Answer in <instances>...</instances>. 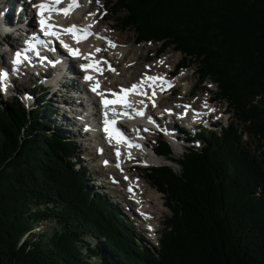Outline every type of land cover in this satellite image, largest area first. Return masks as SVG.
Instances as JSON below:
<instances>
[{
    "label": "trees",
    "instance_id": "16d2710c",
    "mask_svg": "<svg viewBox=\"0 0 264 264\" xmlns=\"http://www.w3.org/2000/svg\"><path fill=\"white\" fill-rule=\"evenodd\" d=\"M121 31L161 44L217 85L237 123L201 131L181 167L147 169L172 213L158 247H140L119 211L88 186L79 147L54 131L46 100L0 101V264H264V0H107ZM79 166V167H78ZM128 222V221H127ZM40 226L39 231L37 230Z\"/></svg>",
    "mask_w": 264,
    "mask_h": 264
},
{
    "label": "bare ground",
    "instance_id": "6f19581e",
    "mask_svg": "<svg viewBox=\"0 0 264 264\" xmlns=\"http://www.w3.org/2000/svg\"><path fill=\"white\" fill-rule=\"evenodd\" d=\"M15 1L17 2V4H15ZM38 1H40V0H19V2H18V0H0V35L2 38L6 39V44L8 46H10L12 42H11L10 38H7V37H9L10 34L8 33V30L3 28V26H5L7 28H11L14 25H16L17 22H24L26 20H31L32 16H31V14L28 13V11L31 10V5L36 4ZM76 1L79 2V7L76 8L73 12L68 13V15L61 16L58 19V21L60 23L66 22L67 27H69L71 25H78L80 27V31H85V29H86V31L89 33V37L86 39H83V40H79V42H77V40L73 39L72 34L68 33L66 40L71 43V47L78 49L79 54L75 55V56L70 55L69 51L67 49H65L67 52V55L66 54L65 55L67 58L70 59V61H69L70 63L71 62L81 63L84 58H86V60L81 63L82 65H88L89 63L97 62L98 60H100L102 62L104 56H99L98 54L99 53H106V51L112 52V49L114 50L116 48V45H117L115 42H113V40L115 38L111 37L112 33H109V28L108 27L105 28L102 25V23L104 21V17L100 13H97L96 11H94V9H93L94 6L91 4L92 0H91V2H90V0H76ZM20 6L23 7L24 12L22 11V12L18 13L17 7H20ZM36 11H37V9L35 10V12ZM25 12L28 13L27 16H25L26 15ZM32 12L34 13V11H32ZM90 13H94V15H90ZM33 15H35V13ZM99 27H100V29H99ZM110 28L113 29V27H110ZM17 34L21 35V32L17 33ZM22 36H24V35H22ZM16 37H17V35L13 36L14 39ZM109 41L115 46L114 47L110 46ZM96 49H100V51H96ZM4 53H6V55H7L8 54L7 50ZM100 58H102V59H100ZM51 59L54 60V57H52ZM1 61H3V60L0 58V63H1ZM75 66H76V63H75ZM75 66H73L74 67L73 69H76ZM116 66H117V64L115 63V60H113L112 58H109L106 65H105V63H102L101 68L99 69V72H98L99 75H96V77L92 80H84L83 86H85V88L89 89V90L91 87H96V85L98 83V87H96L95 95H93L89 91L87 93H84L85 91L83 92L82 88H80V87L76 93H73V86L70 83V76L72 74H75L76 71L72 70L71 68H70V70L65 71V73H64L65 76H63V75L61 76V74L59 72L56 75L54 72L62 71V69H61L62 67L59 66V68L57 70H52V69H49V68L47 69L44 66H42L43 70H44V68L47 69L46 72H48V71L53 72L54 71L53 72L54 77H51V76L48 77V73L47 74H37V73L33 74V73H31L28 76L30 78H33V80H36V78H40L41 81L44 80L47 83V85L45 86L46 87L45 88L46 93L48 92L47 90H49V89L56 90L53 93V96L51 98L55 104V106H54L55 112L57 113V116L59 119L58 121L61 125V127L57 128L56 130L63 133L64 135L71 137L72 139L77 140V142L79 143V145H77L79 147V149H80V147H84V146L86 148H91L92 146H94L92 148H97L98 137H96V136H93V137L91 136V138H89L84 143L85 145L82 146V142L84 141L83 135L87 134V132L84 129H82V127L88 125V122L86 121V119L90 122L91 125H95V121L91 117L85 116L84 114L86 112V106L89 105L88 102L90 101V102H93L94 105H97L98 97H95L98 95L97 93H102L104 89H106L108 86L112 85V84L106 83L104 80H105V77L110 74L108 68L115 70ZM105 72H107V74ZM185 75H186L185 73H181L179 76H175V78L178 79L179 81H181V79L183 77H185ZM147 76L153 77V75H147ZM160 76L165 77V80H166L165 83L159 84V83L153 82V84L147 83V85L144 86L143 84L146 82L145 81L146 80L145 79L146 74L143 75V77H141L142 80L144 81L143 83H141L140 80L137 81V83L140 84L141 90L136 91L133 94V98L135 99L134 100L135 105L141 106V107L145 106L146 104L156 105L158 99L161 98V94H164V92L168 90L169 86H171L175 83L174 81L172 82V80H171L170 84L168 85V74L167 75L162 74ZM154 78H155V76H154ZM76 81L81 84V82L78 81L77 79H75V82ZM85 99H88L89 101L87 102ZM26 100H29L28 96H26ZM77 101H78V105L79 106L81 105L80 108H79V106L78 107L76 106ZM142 109H138L135 106L133 108V110H139V111H141ZM185 109L188 112L189 109L188 108H185ZM211 109L214 110L215 108L212 107ZM63 111L67 112V116L64 115ZM58 112H60L62 115L58 114ZM148 114L151 115L152 113L149 111ZM68 115H70V116L68 117ZM77 116H79V119L77 118ZM139 116L140 115H137L136 111H135L134 114L132 115V117H134V123L132 124V126L135 127L136 129L142 131L147 142H149V140H148V134L149 133H148L146 128L141 126V121H138ZM159 120H162V119L159 118ZM171 121H172V124H170ZM174 122H175V118H173V117L166 121L165 126H166V132H168V133L163 132L164 136L168 140L170 138L173 140H179L180 138H186L187 136H184V133H182V132H184V130H182L184 127H182V128L179 127L180 129H178V128H176V124L174 125ZM181 122H183V121H181ZM172 128L176 130L175 134H171V132L169 131ZM135 134L136 133L129 135L130 141L133 144L138 145L139 142L136 141L137 139H135L133 137V135H135ZM79 141H81V143ZM189 143H191V142H189ZM191 145H192V143H191ZM105 146H106L105 148H102L104 151L103 154L105 155V159L107 156L111 159V156L109 155V152H108V143L107 142L105 143ZM85 150L86 149H83L84 153H85ZM95 150L97 152V149H95ZM80 152H81V150H80ZM96 152H95V154H96ZM120 152H122V150H120ZM81 155H82V153H81ZM125 155L126 156H124V157L127 158L128 155L127 154H125ZM88 158H89L88 160H90V156H88ZM148 162H151L152 164H160L161 162L167 163L170 161L165 160V159L162 160L161 157H159V155H157L156 158H151ZM84 166H86V165H84ZM122 170H123L122 177L123 176H129L133 182V185L132 184H129V185H130V187H132L136 191L135 194H131V195L129 194L130 200H133V202L136 204L137 203L141 204V207L138 209V211L140 213H142L143 215L141 216L138 213H136L137 215L136 214L135 215L137 216V218H141V220L143 222H145V224H147V220L149 219L148 226H149V223H151V226H149V227L157 228L155 222L158 219V217H160L162 215V211L159 207L158 202H161L162 205L163 204L165 205V203H166V200H164L163 194L161 192H159L158 190H155V188L152 185L146 186L145 184H143L145 182V180L143 179L144 177L142 175L137 176V181H135L136 176H131L130 175L131 172L128 170V168H122ZM113 175L115 177H119L117 172H113ZM97 176H100V177H97ZM97 176H95L93 173V176H91L90 179H92L93 181H96L98 183V185H96L98 190L103 189L105 186H107V184H109L106 180V177H103L99 174ZM140 177H142V178L140 179ZM140 181H141V183H140ZM109 182L111 183V181H109ZM112 182H114V181H112ZM116 202H117V204L121 205V208H124L128 211L127 216H131L133 214L128 210V206L125 202H124V206L122 205V202L120 199H116ZM132 216H134V214ZM152 222H153V224H152Z\"/></svg>",
    "mask_w": 264,
    "mask_h": 264
},
{
    "label": "rangeland",
    "instance_id": "374dc122",
    "mask_svg": "<svg viewBox=\"0 0 264 264\" xmlns=\"http://www.w3.org/2000/svg\"><path fill=\"white\" fill-rule=\"evenodd\" d=\"M106 1L107 0H98V2H97V0H94L93 2H91V0H90L91 4L94 6V8H93L94 11L103 15L104 21H103L102 25L105 28H107V27L109 28V33H112L111 37L115 38L113 40V42H115L117 44L116 48L114 50L112 49V52L106 51V53H108L110 56H113L112 59L115 60V63L117 64L115 70H112L111 68H110V70L108 69L111 76L108 75L110 78L106 77V79L104 80L106 83L112 84L111 87H114L117 85L126 86L131 81H135V80H138L140 77H143V75L147 72L151 73V74H153V73H160V74H166V75L170 74V76H171L170 80H172V82L174 81L175 83L170 86L171 87L170 89H168L167 91L164 92L162 100L160 101L161 107H164V108L181 107L182 101H193L197 104H201V101L203 98H208L209 96L212 97L213 99L215 98V93L217 91V85L214 82H212L211 80H207L204 83V86H202L198 81V77L196 76L194 65H192L191 68L182 69V70H179L177 72L176 76H179L181 73L186 74L185 77H183L181 79V81H179L178 79L175 78L173 73L176 72L175 71L176 65L179 62H181L182 57H183V55L180 52L175 51L173 48H169L164 53L159 54L158 50L160 49L161 44H155V43L137 44L135 42L134 31H131V30L125 31V32L121 31L120 30V23L114 19L112 13L110 14L106 11V8H105ZM109 26L113 27V29H111ZM99 29H100V27H99ZM11 30H13V29H11ZM10 39H13V35L10 37ZM4 52H5V49L0 47V57L2 59L3 58L5 59L8 57V54L6 55V53H4ZM100 59H102V58H100ZM159 61H163V63H159ZM114 71H115V73L112 74V72H114ZM26 79L28 82H24L21 85L16 84L15 89L10 92V95L15 99L16 94H18L17 98H20L22 100V102L24 103V106L26 108L28 107L29 109H31L30 105L28 104L29 102L24 100V97L22 95L24 93L30 95V97H33L31 99H33V102H34L37 99V94L41 93L42 90L39 86L40 84H37V82H34L33 78L27 77ZM80 85H82V84H80ZM31 86H38L37 89L34 91L36 95L27 91L28 90L27 88L28 87L31 88ZM47 91L51 95V96L48 95V97H47V99L49 100L52 98L53 93L56 90L49 89ZM31 99L29 98V101ZM2 100L7 101V102L12 101V99L6 100L5 97H3ZM50 101H51V104H53L55 106L53 100L51 99ZM36 102H37V100H36ZM38 105L41 106V104H38ZM214 105L219 110V112L224 113V115H222V116L218 115L217 119H219L220 123L219 122L215 123V126L213 127V129L219 131V129H220V127L218 126L219 124H221L223 122V124L227 126L233 120V123H235V125L239 127V130L242 133H244V142L248 143L250 145V147H252V149H255V148L257 149V141L255 140V138L252 135L247 134L245 132L244 127L241 124L239 125L237 123V121L234 119L232 112H229V110L224 111L227 107V104L224 101L217 99L214 101ZM151 109H152L151 113H153V114L158 112L157 110H154L153 108H151ZM63 112H64V115L67 116V112H65V111H63ZM58 114H61V113L58 112ZM176 114H177V116H176L177 119L182 118L181 115L183 113L181 114V113L176 112ZM69 116L70 115H68V117ZM173 118H175V117H173ZM56 119L55 120L57 123H55L56 125L53 127V129H54V131L59 132L56 130V128L61 127V125L58 121L59 119H58L57 114H56ZM177 119L175 118V122H174V125L176 124V128L180 129L179 127H181V128L186 127V128H188V130H191V131H188L185 128H183L182 130H184V132H182V133H184V136H186L185 133L193 134L192 133L193 128L191 127V121H188V123L185 124L181 121H178ZM210 121L213 122L215 120L211 119ZM170 124H172V121ZM57 125H59V126H57ZM151 135H152V137L150 139V145L154 146V142H155V139L157 137L155 135L153 136V134H151ZM65 138H68L72 142H74L76 145H79L77 140L72 139L69 136H65ZM198 140L203 145V140L202 141H201V139H198ZM79 142L81 143V141H79ZM197 142L198 141H194L192 143V145L193 144L195 145V143L197 144ZM84 143H85V141L82 142V146L85 145ZM201 147L202 146H200L199 148H201ZM83 149H86L85 153L83 152ZM95 149L96 148H92V147L86 148L85 146L80 147L82 157H84L82 165L87 166L88 173H89L88 181H89L90 177L93 176V173L95 176H97L99 174L103 177H106L107 182L112 181L109 178V176H111V174H112V171L108 168L101 167L102 156L95 158V152H96ZM186 151H187L186 149H178L177 148L175 151H173V157L176 159L181 158L183 156V153H185ZM88 156H90V160H88L89 159ZM161 159L164 160L165 158L161 157ZM159 165H167V166L171 167L172 169H174L175 172H178V173L181 171V167L179 165L173 163V162H167V163L161 162V164H159ZM147 169L148 168H138L136 170H133L130 173V175L136 176L135 181H137V176L142 175L144 177L143 179L145 180V182L143 184H145L146 186L147 185L150 186V185H152V182L149 179V177L147 176ZM97 177H100V176H97ZM141 178L142 177H140V179ZM119 179L122 181L121 186L117 185V184H115V185L110 184L111 188H108V184H107V186H105L103 189L97 190L96 185H98V183L96 181H93L92 183L89 182L88 185H86V186H88L89 188H90V185L95 186L94 190L97 191V193H100V192L103 193L105 195L104 197L106 200L110 199L111 205H116L117 204L116 199H120L117 197H125V199L127 201H130V199L126 197V196H128L127 191H126V189H127L126 184L127 183L124 182L126 180L124 177H122V175H119ZM140 183H141V181H140ZM155 190H157V189L155 188ZM107 191L110 194V196L106 193ZM163 196H164V200H166L164 194H163ZM121 202H122V205L124 206V199H121ZM158 203H159V207L162 211V215L160 217H158V219L155 222V224L158 228V233L156 234V236L151 232L143 230L144 228H147L148 226L141 220V218H137V216L133 213V212H135L133 210L135 208V206L133 204L130 203V205H131L130 210L133 211L132 213L134 214V216H132L133 214L131 216H127L128 211L124 208H121V205L118 204L117 206H115L116 209H119L120 215L128 221L127 222L124 219L126 227H129L131 229V232L135 236L136 242L140 247H144L146 245H149L150 247H158L159 246L158 245L159 239L162 238V233L165 232L166 220L171 218V216H172V213L169 210V208L166 206V203H165V205L164 204L162 205L161 202H158ZM41 228H43V227L40 226L37 230L39 231Z\"/></svg>",
    "mask_w": 264,
    "mask_h": 264
},
{
    "label": "snow or ice",
    "instance_id": "6c2138e0",
    "mask_svg": "<svg viewBox=\"0 0 264 264\" xmlns=\"http://www.w3.org/2000/svg\"><path fill=\"white\" fill-rule=\"evenodd\" d=\"M56 2L59 3L60 0H56ZM97 2H98V0H97ZM33 6L39 9L37 15L41 16V19H40L41 29L45 32L46 35H51V36H54V37L58 38L59 34L56 31L52 30L56 26L47 24L46 20H45V17L42 15V13L45 12V11H49L50 12V11L53 10L51 5L46 4V3H41V4L33 5ZM74 6H78V3L76 2V0H70L68 8H66V9H55V10L58 11V12L59 11H63L64 15H68L69 11ZM90 15H94V13H90ZM48 19H50V16L48 17ZM64 31L67 32V33H71L73 39L77 40V42H79L80 39H83V37L77 36V32H79L80 29H78L76 27V25H71L67 29H64ZM61 43L63 44V41H61ZM109 44H110V46H113V47L115 46L110 41H109ZM63 46L68 49L70 55H74L75 56V55L79 54L78 49H72L67 44H63ZM96 51H100V49H96ZM20 57H21V53L19 51H17L15 53V56H14V59H13V65H16V64L20 63ZM159 63H163V61H159ZM81 67L84 68V69H87L88 67H92V65H81ZM96 70L99 71V69H96ZM7 75H8V73L6 71L0 70V81L6 80L7 79ZM85 79L86 80H91L93 78L90 77V76H85ZM148 79H156V78H148ZM96 87H98V83H97ZM96 87H93L92 90L96 91ZM136 89H137V85H132V88L127 90V91H134ZM97 94L99 95V93H97ZM102 103L105 105V107H107L109 104H116V103L127 104L128 102L123 97H120V98H118L116 100H103L102 99ZM134 111H136L137 115H143L142 111H139V110H134ZM210 111H214V110L210 109ZM125 115H127V113H125ZM109 124H110V122L106 119L105 120V129L104 130H105L106 133L109 134L110 139H116L117 142L123 141L124 137L122 136V134L119 133V131L114 129V128L110 130ZM117 166H119V165H117Z\"/></svg>",
    "mask_w": 264,
    "mask_h": 264
}]
</instances>
